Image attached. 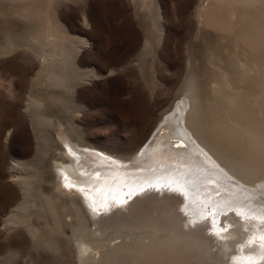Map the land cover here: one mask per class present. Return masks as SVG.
I'll use <instances>...</instances> for the list:
<instances>
[{"label": "bare ground", "instance_id": "obj_1", "mask_svg": "<svg viewBox=\"0 0 264 264\" xmlns=\"http://www.w3.org/2000/svg\"><path fill=\"white\" fill-rule=\"evenodd\" d=\"M31 1L19 6L22 14L46 17L50 0ZM215 1L221 0L210 3ZM255 7L261 13L264 5L262 11ZM254 10H232L235 27L228 36L235 55L229 57V66L211 57L213 74L207 82L211 96L201 98L191 75L182 103L157 123L155 132L153 127L129 152H121H139L154 132L130 163L111 162L108 154L89 162L74 144L63 150L62 143L72 135L58 130L56 141L61 145L53 168L61 180L56 189L65 190L57 192L56 200L65 201L59 215L71 229L69 238L78 246L80 264H264V13ZM199 14L218 24L217 15L206 6ZM43 19L41 61L51 68L49 85L59 87L68 79L65 67L70 58L58 45L62 38L57 37L54 20ZM38 39L32 41L39 43ZM250 83L257 88L251 94ZM12 164L24 169L26 163ZM14 178L23 197L1 223L3 233L7 238L23 228L38 242L41 230L33 222L29 203L34 180L26 174ZM74 194L98 216L92 223L84 207L77 205L74 214ZM44 196L39 195L38 207L43 213L49 201ZM68 204L73 205L72 212ZM16 245L9 240L6 251L18 252ZM3 249L0 243V252Z\"/></svg>", "mask_w": 264, "mask_h": 264}, {"label": "rangeland", "instance_id": "obj_2", "mask_svg": "<svg viewBox=\"0 0 264 264\" xmlns=\"http://www.w3.org/2000/svg\"><path fill=\"white\" fill-rule=\"evenodd\" d=\"M30 1L0 0V243L4 247L0 264H80L78 246L69 238L71 229L59 215L65 201L56 200L57 192L65 190L56 189L61 180L53 168L61 145L56 141L58 130L73 136L64 140L63 150L74 144L89 162L108 154L111 162L130 163L152 138L157 123L182 103L191 75L201 98L211 96L207 88L213 74L211 57L229 66V57L235 55L228 36L235 27L232 10L252 13L259 6L262 11L264 0H48L45 16L54 20L53 28L62 38L58 45L70 58L62 68L68 79L59 87L49 85L51 68L41 61L46 17L24 16L19 10ZM203 6L217 15L216 26L200 17ZM262 13L264 8L258 14ZM37 36L39 43H34ZM252 88L257 89L250 83V94ZM153 127L139 152L121 153L129 152ZM14 160L26 163L24 169L18 167L19 173H32L19 174L12 167ZM25 174L35 182L29 203L33 222L41 230L38 242L23 228L6 238L1 224L22 201L13 179ZM40 194L50 201L44 213L39 210ZM74 200V214L79 205L91 223L98 218L75 194ZM72 207L68 204L69 212ZM9 240L20 245L15 247L18 252L6 251Z\"/></svg>", "mask_w": 264, "mask_h": 264}]
</instances>
